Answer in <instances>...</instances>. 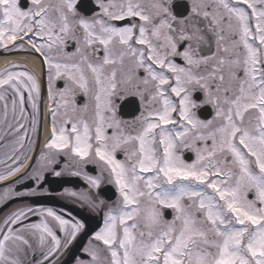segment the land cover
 <instances>
[{
    "label": "snow or ice",
    "instance_id": "1",
    "mask_svg": "<svg viewBox=\"0 0 264 264\" xmlns=\"http://www.w3.org/2000/svg\"><path fill=\"white\" fill-rule=\"evenodd\" d=\"M176 7L188 10L174 14L173 0H31L25 11L19 0H0V48L27 45L44 57L47 98L55 104L48 109L49 139L30 178L39 187L45 172L61 177L71 169L67 174L82 177L87 189H65L66 195L92 208L104 203L93 190L105 174L119 193L95 232L96 243L90 241L86 258L76 257L75 264H264V0H178ZM125 19L127 26L113 23ZM69 41L75 44L71 52L65 51ZM58 79L64 87L53 91ZM197 89L213 108L212 119L193 111ZM25 92L36 131V76L7 68L0 73L7 125L0 141L13 137L0 144H11L0 160V182L28 160L21 159L29 140ZM79 93L88 98L82 106L75 101ZM171 94L180 98L178 105ZM129 96L146 108L135 134L125 132L116 114V99L126 103ZM183 150L195 159L187 162ZM60 156L66 163L57 170ZM88 164L99 175L85 172ZM30 194L35 189L8 187L0 201ZM164 209L173 210L171 220ZM30 215H39L40 223H25ZM84 229L51 208L15 209L0 218V264H22L25 248L40 251L35 264L51 262ZM25 234L37 241L35 248Z\"/></svg>",
    "mask_w": 264,
    "mask_h": 264
},
{
    "label": "flooded vegetation",
    "instance_id": "2",
    "mask_svg": "<svg viewBox=\"0 0 264 264\" xmlns=\"http://www.w3.org/2000/svg\"><path fill=\"white\" fill-rule=\"evenodd\" d=\"M177 2L178 0H173V13L176 14L179 11H184L186 14L188 9L187 8L178 9L176 7ZM184 3L187 5L188 0H184ZM19 4L23 10L27 11L31 7V0H19ZM242 6L247 8L246 5H242ZM93 11H99V9L94 7ZM113 23H115L119 27H123V26L129 25L131 21L128 19H125L123 21H114ZM33 39H35L38 43L42 42L39 37H33ZM184 46H185L184 44H181L180 50H183ZM74 48H75L74 42L69 41L68 47L65 49V51L71 52L74 50ZM1 55L17 56L18 58L22 55L33 56L37 61L36 66H34L33 64L24 62V61L14 60L6 64L0 65V73L4 72L6 68L9 71H13V72L27 71L29 73H33L41 85V92H40V99L38 101L40 113L36 116V119L38 121L36 131L32 130L31 118L33 116V110L30 107V105L27 103L28 93L27 92L24 93L25 99H26L25 114L29 117V121L26 124V127L28 128L29 140L26 141L25 143V148L21 155V159L23 160V157L27 156L28 160L24 162V167L21 169L20 172L16 174V176L10 177L9 180L7 181L0 182V193H2L3 189L11 187L12 189H14V191L25 192V193H28L30 190L35 189V194L25 195L22 197L13 196L9 200H7V202L0 201V218H3L4 216L8 215L10 212H12L15 209L24 208V207H32L37 210L51 208L57 214L62 215L65 219H69L71 221H79L81 223H84L85 229L82 232H84L87 229L94 228V230L90 232L88 236L86 237V240L81 248V251H83L84 247L89 246L90 241L92 242V244L95 243L93 239L95 232L100 230V228L104 227L105 213L108 211L109 207L116 206L119 200V193L114 184H108L106 182V174H105V182L101 184V187L98 190H93L94 198L97 201L102 200L104 203L97 208H92L85 201L66 195L65 189H67L68 191H77V192L87 189V185L82 179V177H73L67 174V172L70 171L71 169L65 170V174L62 175L61 177H55L51 172H45L44 179L40 182L39 187L37 186L36 182L30 178V175H31L30 169L38 167L37 162L40 159L41 151L43 150L44 144L47 142L50 136L49 123H48V119L50 117H49L48 109L50 107H54L55 104L53 101H49L47 98L48 90H49V80H48L49 69H48L47 64L44 63V57L41 56L40 53L35 52V50L31 49L27 45L24 48H19V47L11 48V46H9V49L0 48V56ZM51 55L54 58H56L59 54L57 53L55 49H53ZM96 55L102 56L103 51L101 50L97 52ZM173 60L177 64H180V65L184 64V61L180 57H174ZM12 65H15V67H12ZM139 74L143 76L144 75L143 70H141ZM52 83H53V91H56L57 89H63L64 87V80L58 79V80H54ZM197 90L192 92V97L194 96ZM169 92H170V89H169ZM11 95H12L11 89H9L7 92V97L9 99V102L11 100ZM172 96L176 99V104L178 105L179 97H176L175 94H172ZM126 99H127L126 103L121 101L119 98L116 99L117 118L122 121V126L125 132L135 134L134 130L139 126L138 118L141 116L142 113H146V108L141 105L138 97L129 96ZM87 100L88 98L85 97L83 93H79L75 97L77 106H82L85 102H87ZM196 104L198 105V103ZM196 108H195V111H196ZM2 112H3L2 102H0V136H4V131L7 128V125L3 120ZM173 114H176V112ZM12 120H13V117H12L11 111H9L8 121L12 122ZM41 120L43 121V134L42 135L40 134V131H39V121ZM111 131L112 130L109 129V134H111ZM12 140H13V137L11 135H8L4 137L3 141H0V144L8 143ZM10 148H11L10 143H9L8 148L0 147V160H2L5 154L10 151ZM186 154L188 155L189 161H190L193 157V152L184 150L183 151L184 159H185ZM117 159H121V160L124 159V155L122 152H117ZM59 160H60V163L53 166L57 170L64 168L65 163H66V159L64 156H60ZM8 163H11V161H8ZM83 170L89 173L90 175H99V169H97V167L92 164H88L84 166ZM2 171H4V165L0 164V172ZM67 178H73V180L77 181V183L76 184H73V183L60 184L61 179H67ZM15 181H19V182L15 183ZM105 186H110L111 188L110 190L113 191L112 198H107L105 196V193L103 191L104 190L103 188ZM249 197H251V194ZM41 198H44L47 201H54V202L59 201L63 205L60 206L59 204H56V203L52 204V203L37 202ZM81 215L85 216L86 219H83ZM40 221H41V217L39 215H30L28 219L25 221V223H40ZM49 221H50V218H49ZM81 233H79L78 236ZM57 234L59 236H63V233H60L58 229H57ZM25 235L27 236V238L30 240V242L33 244V247L35 248L37 241L33 239L31 236H28L27 234ZM75 241L67 249L62 250L61 253L57 254L55 258H52L51 262H45V264H60V262L65 258V256L69 252V250L73 247ZM76 257L86 258V256L84 257L78 254ZM40 258H41V253L39 250H37L33 254L32 252L28 251L25 248V251L20 253V260L22 264H35V261L39 260ZM75 258L69 264H75Z\"/></svg>",
    "mask_w": 264,
    "mask_h": 264
},
{
    "label": "water",
    "instance_id": "3",
    "mask_svg": "<svg viewBox=\"0 0 264 264\" xmlns=\"http://www.w3.org/2000/svg\"><path fill=\"white\" fill-rule=\"evenodd\" d=\"M195 98L196 99H199L200 98V93L199 92H196L194 94ZM198 114L202 117V118H208L210 115H211V108L209 105H202L199 109H198ZM185 158L186 159H189L188 155L186 154L185 155ZM61 183L60 184H66V183H73V184H76L77 181H74L73 178H67V179H61L60 180ZM104 190V193H105V196L107 198H112L113 197V191H111L110 189V186H106L103 188ZM37 202H40V203H56V204H59V205H63L61 202H54V201H47L45 200L44 198H41L39 199ZM166 215H168V211H166L165 213ZM81 217L83 219H86L85 216L81 215ZM94 228H91V229H87L85 230L84 232H82L79 237L77 238L75 244L73 245V247L71 248V250L68 252V255L67 257L64 258V260L60 263V264H68L69 262H71L73 260V258L75 257V255L79 252V249L81 248L83 242L85 241V238L86 236L91 232L93 231Z\"/></svg>",
    "mask_w": 264,
    "mask_h": 264
},
{
    "label": "bare ground",
    "instance_id": "4",
    "mask_svg": "<svg viewBox=\"0 0 264 264\" xmlns=\"http://www.w3.org/2000/svg\"><path fill=\"white\" fill-rule=\"evenodd\" d=\"M14 60H17V61H24V62H27V63H30V64H33L34 66L37 65V61L36 59L33 57V56H29V55H22L20 56L19 58L17 56H7V55H1L0 56V65L2 64H6L10 61H14Z\"/></svg>",
    "mask_w": 264,
    "mask_h": 264
},
{
    "label": "rangeland",
    "instance_id": "5",
    "mask_svg": "<svg viewBox=\"0 0 264 264\" xmlns=\"http://www.w3.org/2000/svg\"><path fill=\"white\" fill-rule=\"evenodd\" d=\"M171 99L176 103V99L172 96V94H171ZM180 99V98H179ZM192 100L195 102V103H197L194 99H193V97H192ZM203 100H204V94H203V92H202V99H201V101H200V103H203ZM193 111H195V109H193ZM195 113H196V111H195ZM197 115V114H196ZM215 115V113H214V110H213V115L210 117V118H208V119H212V117ZM198 117V116H197ZM173 118L174 119H176L177 120V122H178V124H177V127L179 126V113L178 112H176V114H173ZM199 118V117H198ZM247 119H249V116H248V114H246L245 115V120H247ZM207 120V119H206ZM140 128V123H139V126L134 130V132H136L138 129ZM209 143H211L210 141H209ZM184 151V150H183ZM195 159V154L193 153V157H192V159L190 160V161H187V162H191L192 160H194ZM249 198H251V197H249ZM171 210V217H170V219H166V217L164 216V218L166 219V220H171L172 219V217H173V210L172 209H170ZM99 231V230H98ZM96 243V242H95ZM94 243V244H95Z\"/></svg>",
    "mask_w": 264,
    "mask_h": 264
}]
</instances>
